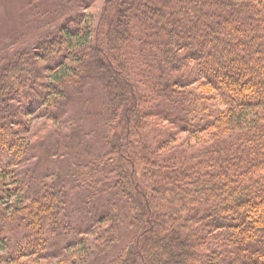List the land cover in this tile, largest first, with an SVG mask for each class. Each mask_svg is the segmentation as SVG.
Instances as JSON below:
<instances>
[{
	"label": "trees",
	"instance_id": "16d2710c",
	"mask_svg": "<svg viewBox=\"0 0 264 264\" xmlns=\"http://www.w3.org/2000/svg\"><path fill=\"white\" fill-rule=\"evenodd\" d=\"M61 2L45 13L53 25L67 13L55 33L0 60L3 263L264 264V0H108L96 44L83 14L92 0ZM128 56L142 68L133 87L116 83L132 72ZM95 84L106 121L89 115ZM31 101L54 123L78 104L82 116L32 144ZM183 133L211 143L173 147ZM27 164L30 176L15 171Z\"/></svg>",
	"mask_w": 264,
	"mask_h": 264
},
{
	"label": "rangeland",
	"instance_id": "374dc122",
	"mask_svg": "<svg viewBox=\"0 0 264 264\" xmlns=\"http://www.w3.org/2000/svg\"><path fill=\"white\" fill-rule=\"evenodd\" d=\"M78 1L71 0V4H72L71 6L80 5L83 2V0H80V2ZM107 1L108 0H92V3L89 9L83 12V14H88L87 19L92 26V29H93L92 31H94V36L91 38V40L95 41V44L98 42L100 43V41L104 40L106 31L108 32L109 30L108 26H106L107 23L105 21L108 20L107 17L110 18V16L112 15L110 11L112 6L111 5L109 6ZM48 3H51L50 5H53V6L56 5L55 7H60V5L62 6L64 5L62 4L61 0H0V60L1 59L4 60L7 58L5 60V63H6L11 59V57H13V55L21 53L22 51H27V50L34 51L35 49L33 47L38 41V37H45L46 35H50L56 32L60 24V21L62 20V18L67 16V13H65L61 17V19L54 25L52 23H49V21L54 17L46 16L47 14H45V13H48V11L46 12L47 5H49ZM51 9L53 8L52 7L50 8V12H51ZM40 13H42V15L44 14V16L46 17L43 19ZM43 23H47V24H43ZM72 27H73V24L70 25L68 28H72ZM84 51L89 52V50H84ZM125 52L126 51L123 48L122 53H125ZM115 54L116 53L111 52L110 55L115 57ZM56 56L59 57L60 54L57 53ZM130 58L131 56L126 57V60L128 61L127 63L130 65L129 69L132 71V64H131L132 60H130ZM55 59L56 58L51 59L52 65L58 63V62H55ZM112 60L114 61L116 59H112ZM66 63L68 66H75L77 61L75 62L74 59H67ZM44 66H46V64H44ZM113 67L116 68V63L114 64ZM141 70L142 68H138V70L133 69V71L131 73H128L127 75L125 72V74H123V77H120L119 75L116 74L118 76V77L116 76L117 77L116 83L124 82L126 79L127 82L131 85V87H133L134 84H136V81L138 82L142 77L140 76L142 74ZM49 72L50 71H48L47 74ZM47 74L45 73L46 76ZM116 83L115 85H117ZM93 88L96 92L94 93L88 92L86 97L89 99V101L87 102L85 100L87 102V105L89 106V110H90L89 115L92 114L91 117L95 119L96 114H99L102 121L103 120L106 121V117L109 118L108 117L109 114L107 113V105H106L107 95L105 91H103L99 87V85L95 84L92 86V89ZM150 101H151L150 98L145 99L146 104H148L147 102H150ZM32 102L33 101L30 102L31 106L29 105L26 106L27 110L26 108L23 109L24 113L22 114L26 119L25 121H28L29 123V126L28 125L26 126V129L29 130L27 139L28 141L31 140L32 144L36 143L37 142L36 140H41L42 138H45L46 140H48L49 139L48 135H52L50 137L52 140H54L55 133L62 134L63 136L69 134L73 129L72 126H73L74 120L77 119L76 116L78 117L82 116L81 115V112H82L81 104L80 105L78 104L76 105L74 111L72 108L73 112L70 111L65 116L66 118H61V120L58 121V123L56 122L54 123V121H50L49 118H41L42 115H44L43 113L40 114L37 112V114H35L36 111H39L38 110L39 106L37 105L32 106V104H35ZM146 106L147 107H144L146 111L154 110L152 105L151 106L146 105ZM18 130L21 131L20 135L24 131V129H20V128H18ZM89 131L91 132L100 131V133H96V134H99L101 136L107 135V132H109V130L106 127H104V129L103 128L102 129L91 128ZM211 135H213V133H211ZM206 136L207 135H203V136L196 135V133L194 136H190V134H184V133L179 134L177 135L175 145L173 147L183 145L184 148L187 147V148H191L194 150V149H197L198 147L204 146L206 142L208 144L211 143V142H208V139H207L210 136L208 137ZM60 137L61 138H58L59 141L63 139L62 136ZM217 139H218L217 137L215 140L213 139L214 140L213 143L218 142L219 140ZM79 152H80L79 155L83 156L82 152L81 151ZM57 158L58 160L56 161L58 162L64 161V159L62 160L60 159V157H57ZM34 170H36V168L34 167V165L32 166V164L18 166L15 169L16 172L23 173L24 175L28 174V176H30L34 172ZM50 181H51L50 179H47V182H50ZM2 184L5 185L4 179L3 180L0 179V197L6 192V186H3ZM12 193H13V197H11V201L8 202L9 204H12V203L14 204L18 200V198H16L15 192H11L10 195H12ZM76 195H81L82 197L85 196V194L81 192H76L75 196ZM5 201H8V199ZM16 220H18L19 223L23 222L22 218H19ZM10 230L11 228L9 229V231ZM10 232L18 234L17 232H13V231H10ZM19 236H21V234H19L16 237H19ZM88 238L91 241L95 239L94 236H88ZM10 244H12L11 241H10ZM127 244H128V240L126 239H121L118 242V246L120 249H122ZM7 250L8 251L6 254H4L5 252L0 253V264H4L3 262L9 259V256L11 255V250L9 249ZM71 253L72 252L65 254L66 259L68 260L70 259L69 255H71ZM34 262H37L39 264H60V260L57 258H52L49 260L42 261L39 259L38 256L32 257L30 260L22 261L23 264H33Z\"/></svg>",
	"mask_w": 264,
	"mask_h": 264
}]
</instances>
